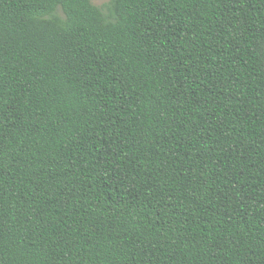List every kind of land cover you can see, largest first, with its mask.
Wrapping results in <instances>:
<instances>
[{
	"label": "trees",
	"instance_id": "1",
	"mask_svg": "<svg viewBox=\"0 0 264 264\" xmlns=\"http://www.w3.org/2000/svg\"><path fill=\"white\" fill-rule=\"evenodd\" d=\"M0 264H264V0H0Z\"/></svg>",
	"mask_w": 264,
	"mask_h": 264
},
{
	"label": "rangeland",
	"instance_id": "2",
	"mask_svg": "<svg viewBox=\"0 0 264 264\" xmlns=\"http://www.w3.org/2000/svg\"><path fill=\"white\" fill-rule=\"evenodd\" d=\"M110 0H92V3L98 7H102L106 3H108Z\"/></svg>",
	"mask_w": 264,
	"mask_h": 264
}]
</instances>
